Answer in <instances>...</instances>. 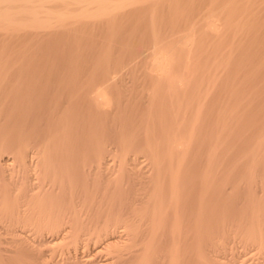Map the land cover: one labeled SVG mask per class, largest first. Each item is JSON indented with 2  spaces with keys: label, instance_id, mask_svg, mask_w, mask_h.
<instances>
[{
  "label": "rangeland",
  "instance_id": "rangeland-1",
  "mask_svg": "<svg viewBox=\"0 0 264 264\" xmlns=\"http://www.w3.org/2000/svg\"><path fill=\"white\" fill-rule=\"evenodd\" d=\"M50 5H52L56 9H59L65 4L62 2H52L50 3ZM214 12V16L217 15V21L219 20V17L220 19L222 18L221 16L226 19L228 18V14H230V17L232 16L231 18L227 19L226 22H223V20L226 19H221L222 22L218 21L220 26L221 23L222 25L225 24L221 26V28L224 27V29L227 31L228 29H230L229 27H231V30H228L227 34L226 31L222 28L221 35L225 32L224 35H226V37L223 35L220 36L219 33L218 35L221 39L218 36L216 37L217 40H213L212 36L209 37L208 32L206 33V36V34L204 33L205 29L203 28V25H201L204 23V19L208 17L207 15L213 16ZM216 12H221V14H217ZM224 13H226L227 15ZM151 15H155V17H157L158 25L160 24L159 29L163 35L165 43L167 44H172L178 37L183 36L186 33L187 28L188 31H190V26L192 28H195L196 32L194 34L196 36V39H198L197 42H199V44L202 43L200 52L198 51V53H195L199 59L201 58L200 60H203L206 56H212L211 54L213 50L217 48V46H219L217 48V50L219 51H214L213 55H216L217 53V55H221V57L222 55L226 56L229 53V49H227V47L229 48L230 45H233V47L231 46V48H233L232 61H230L228 65H226V67L224 66V68L222 67L220 69L222 72H220V70L216 71V78L218 82H216L217 85L215 84L216 87L214 86L213 95H211L206 100L207 102L205 101L206 113L201 119L199 129H210L214 122V119L211 118V115H217L221 113L222 109L223 112L224 109H226L225 107L229 106L228 104L231 103V100H233L234 98L233 96H229L230 94L228 95V89L230 85L231 87H235V85H238L240 88L242 87L241 93L243 95L241 93L240 94L241 96H244L240 97L243 105L241 102V105L239 106L240 108H237V110H235L231 114L233 118L231 117L232 119L229 120L230 122L228 121L229 125L228 129L226 130L228 138L226 139L223 147L220 149V158H217V160L219 161L215 160L213 171L214 175L216 176V181L221 182V187L217 191L218 193H209L207 195L208 197L202 200V206L203 208L208 209L207 213L209 216L207 219L200 222L201 226L199 225V228H201L200 230H198L199 232H197L196 229L193 230L195 226H192L195 224L194 221H196L198 217V214L196 215V213H198V206H200V200H198V185H196L195 187H191L193 185L191 184L188 188L182 191L183 194L181 193L182 199L184 200H182L180 203V214L183 215V217L181 216L180 220V229L182 231L180 230L177 234H175V239L181 238L179 240H175V245L177 243L179 244L178 246L176 245L178 247L177 257L181 256L178 257L177 260L179 263H177L264 264V162L263 160H259L253 167V165L250 166L248 161L250 153L253 152L259 158V152L264 149V145H262L263 149L262 147L259 146L260 148H258V145H255L262 140V137L264 142V75L262 74L264 72V0H141L133 6L115 11L112 18L113 20H107L108 23L106 22V20H100L98 22L95 21L87 24H77V26L72 25L71 27H67L66 29H53V31L49 30L50 32H42L35 35L30 33H26L24 35L23 33L20 35L10 36L11 38L8 37V39L7 37H1L0 53H2L0 54V78L3 77L2 80L4 78L6 79H4L5 81L3 80L4 82L1 80L2 83L0 84V96L1 94L3 95L0 98V137H3L2 139H0V153H2V156L0 155V165L2 166V160L6 158L10 159L9 162L11 164L9 163L8 167L5 165H3L2 167L0 166V264H89V262H85V260H87L85 259L86 256V258H91L93 262H96L95 264H97V262L98 264H105L109 261H111L110 264H116L115 262L117 258L111 259L114 258L113 256L115 255V253L112 252L113 254H109V252H111L113 248L110 249L109 247H107L111 251L106 248L107 238H101L99 239L100 241L95 240L97 239L93 238L96 237L95 233H88L89 235H87V237L84 235V233H82V238H80V242L78 241L79 243H77V245L74 243V239H72V237L70 236L63 239L60 238L58 240V238H55L53 233L48 232L49 234L46 233V235H41L40 233H38V228L35 227L37 230H33L34 226H32L25 230L28 231L27 235L31 234V238L29 239L31 242L29 240H23L26 243L25 244L23 242V246L22 244L17 243L19 240H21L18 239L19 236L12 234V222L10 223L11 220L9 221L10 217L9 215H7L8 212L5 214V208L4 206L2 207V205L4 204V200L6 199L4 198V196L12 194L11 196L13 198L11 196H8L10 197V200L14 199V196L16 195H20L23 197L26 192L28 194V191L30 192V190L32 189H30L29 187L31 183L32 185H39L42 182L41 186L46 184L44 189H47L46 186H48L50 182V176L45 174L44 169L42 171V168H38L39 166H42V163L37 160V158L39 159V155L36 153L39 149H41V147H44L43 145H45L46 143V138L51 131L50 122H55L56 119L59 120L63 117H73L75 118L74 121L78 120L81 124L79 127L80 132L79 134L77 133L78 135H76L73 144H70V146H68L66 149H63V153H59L58 155L64 157L67 156L68 158L72 159L73 162H75L73 171L74 177L72 182L76 184L73 185L72 189L68 190V192L70 191V193H72V191L74 192V190L75 193L73 194H76L77 191L78 193L81 192L80 195H78V197H80H77L79 199H77L79 201V211H81V214H87V217L90 218H86L85 221V215L81 216L80 214L82 218L84 217L82 223L80 222L82 230L85 229L86 231L87 225H90V227L94 228L96 223L94 224V226H91V224L89 223L98 221L94 220L96 218H108L109 216L106 217L107 215L104 214L109 213L108 215H110V212L112 213V215L113 213H118L120 217H122V219H124L125 221L127 220L128 223H131L132 221L136 222L140 218H143L145 215L150 214L151 211L149 212V210H152V207L149 201H151L152 196L155 195V188L157 187L156 185L158 184V181L160 179L156 178V172L154 170L153 164L151 163V160L149 159V156L143 149H141V146L146 144V140L145 138H143L144 135L142 133L146 130V128L147 130L150 129V131L152 129V132L155 133L158 130V133H156L157 135L150 132V135L148 136L149 141L152 139L149 142L152 145L158 142V138L161 136L159 129H157L158 116L156 117V114L152 112V110L150 111L151 106L148 105L149 97L147 96V89L150 86L147 76V69L149 68V59L147 58L150 56L153 43L150 39L149 30L146 31V29H149V26L147 25V19L149 24ZM162 18L165 19V22L163 21L164 19L162 20ZM230 19L233 21H230ZM171 20H173V22ZM236 20L239 21V24L236 23ZM228 22L231 23H229L228 25L230 26L227 27ZM169 23H173L174 28L173 25ZM240 23H242V25ZM243 23L245 26L243 25ZM192 24L194 25L192 26ZM169 25L172 28L169 27ZM199 25L200 28L198 27ZM240 29L241 32H239ZM68 30L69 32H67ZM195 30L193 29V32ZM199 30L201 31V33L203 32V35L199 36L203 39H201V42L200 38L198 37V35L201 34ZM180 31L184 32L182 33L183 35H181ZM173 32H175L176 34H174ZM172 34H174L177 38L172 40V37L174 36H172ZM170 35L172 37H170ZM204 37L205 39L208 37V44V40L206 39L207 41H204ZM210 39H212V41ZM238 39L240 41H238ZM218 40L223 41H221L222 43L220 42V44ZM216 41L219 44H215ZM210 43L211 45L215 44L216 46L214 45V47L212 48L213 45L211 46ZM225 43L227 44L226 46H224ZM206 45H209L210 47H208L210 49H213L210 52L211 54L209 53V48L207 51ZM241 45L243 46V48ZM204 46H206L205 49ZM237 46L240 47L236 49ZM220 47L222 48V50ZM203 49L206 52L203 53ZM234 49H236V51ZM246 50L251 54L246 52ZM234 51L235 53L238 52L236 53L237 55L234 53ZM240 53L242 55L244 53V56H242ZM234 55H236V57ZM237 56H240L241 59L240 57H238L240 59L239 60ZM236 58L239 61H237ZM246 58L248 61H246ZM233 60L235 62H233ZM240 63L242 67H240ZM257 63H259L258 67ZM229 64L231 65V67H229ZM250 65L253 67V69H251ZM254 65L256 66V68ZM234 66H236L237 68H235ZM9 68L11 70H9ZM20 68L21 70L23 68L24 69L22 71H18ZM239 68H241V70H239ZM248 68H250L251 72L255 70L259 71L258 73L257 71H255L256 74L253 72L255 74L253 75L251 72H248ZM237 69L238 71H240V76L237 75L239 74V72H237ZM4 70L5 72H7L8 70L9 71L3 74ZM226 70H228V72ZM231 70H233L234 72ZM19 72H21L20 75ZM245 73H247V76ZM16 75L21 78L18 79ZM226 75L227 77L225 78ZM244 75L246 76V78L244 77ZM249 75L251 76L249 77ZM228 76L230 79L228 78ZM241 76L244 78H241ZM255 76L257 78H255ZM232 77H235V83L231 82L232 84H230L228 82L233 80ZM237 78L239 81L237 80ZM246 80L247 83L245 82ZM248 84H251V86ZM11 86H13L14 88H12ZM98 86L99 88L106 89L107 87H109L107 91H109V95L114 100V105H112L113 107H111L112 110L101 115H96V113L94 114V112L89 109L90 105L88 103L90 92L92 91V89ZM218 86L222 88L220 89ZM7 87L12 88V92L8 96L4 95L7 91ZM260 87L263 89L261 90ZM14 89H16V91ZM223 89L226 90L227 93L226 91H223ZM17 90L19 91V93L17 92ZM72 92L79 94V98H77L76 102L79 103L80 111L78 110L77 105L76 108L75 105H71L69 103L68 98L70 97L69 95ZM219 92H221V94H219ZM223 92H225L227 95ZM223 94H225L226 96H224ZM29 96H31V98ZM113 96L117 97L118 99H120L119 97H121V100L118 101V99ZM27 98L30 99L28 100ZM16 99L17 101L19 99V102L16 101L15 103ZM243 99L245 101H243ZM30 100H32L33 102H30ZM117 101L120 103L118 104ZM12 102L15 103V107ZM245 102H247V106L245 105ZM3 104L4 106H2ZM28 106H30L29 109ZM115 106L118 109H121V111L117 110ZM128 106L131 108H129ZM72 107L73 110L71 109ZM74 107L76 108L75 111ZM124 107L127 110L123 109ZM30 109L32 111H30ZM19 110L23 112L25 111L24 114H22L23 112H21L20 115ZM76 110L78 111V113L76 112ZM7 111L10 112V116ZM111 111L113 112L111 113ZM147 111L148 116L146 114ZM149 111L151 115H149ZM11 113L14 115L13 117ZM22 115L24 118L22 117ZM208 116L210 118H208ZM51 117L53 120L51 119ZM148 118L151 120H149ZM237 118L238 121L236 120ZM239 118L241 121L239 120ZM15 120L17 121L15 122ZM152 121L157 125H153ZM210 122L211 124H209ZM124 123H126L127 125ZM232 123L239 124H237V126H233ZM19 126H23L22 131L28 137L26 138L25 136L24 138L27 140L26 152L28 156H30L27 157L28 159L30 158L34 160V164L32 165L31 169L28 168L29 165H26L24 162L21 163V161L17 160L19 159V157H15L16 153L15 149L13 148L18 144L17 142H19L18 133L20 132L19 129H21ZM131 126L134 128H131ZM153 129L156 130L154 131ZM121 130L124 131L121 132ZM119 132H121L122 134H119ZM237 132L238 134L236 135L235 133ZM125 133L126 135L134 133L136 134L135 136H137V139L134 141L135 145H133V149H130L126 154L129 160L133 157V161L131 160L132 163L127 161L126 164L124 163V161H126V156L124 160H122L123 157L120 158V156L122 155L119 152V146L121 145V143L119 144L120 138L124 136ZM138 133H141V136ZM257 136L259 137L257 138ZM229 139L231 140L230 143ZM143 140L145 141V144L143 143ZM153 140L156 142L153 143ZM211 142L213 143V139L208 138L203 141L200 146H195V148H193V150L190 152L188 159L186 160L187 164H185L187 166L185 165V171L187 174H189L191 183L197 181L199 174L205 167V152L207 153L209 148L213 146ZM137 144L139 145L137 146ZM97 147H99V149L101 150V154L103 153L102 157H106L105 159H107V161L102 159L103 163L104 161L105 163H102L101 165H106V163H109L105 167H100L96 162L97 160L95 157V150ZM10 149L13 150V153L12 151H10ZM70 150H72V152ZM255 151L259 152L256 153ZM58 155L56 157L59 158ZM78 155L81 157H79ZM2 157L3 159H1ZM134 157L135 160L137 159L136 162L134 160ZM60 163L61 160L57 159V161H53V166L57 168L58 166H60ZM98 166L101 168V170ZM244 178H246L247 180ZM44 180L45 182L48 180V182L45 183ZM155 181L157 182L156 184ZM26 182H28V185L26 184ZM74 187H76L77 189ZM20 188L22 191L20 190ZM86 189L90 192L91 196L86 195L84 197V192L86 191ZM23 190L25 192H23ZM50 191V195L53 196L52 198H55L56 196L57 198H61L63 196V194H61V196L57 192L55 194L53 190ZM7 192L10 194H8ZM45 193L43 195L44 199L47 201V198L50 197V195L49 192ZM161 195L162 197H165L166 192L162 191ZM89 196L90 198H92L91 200L89 199ZM63 197L62 199L64 200ZM23 198L21 200L25 203L29 200L28 197L27 199H25V201ZM83 198L88 199H86L85 202V199L83 200ZM80 200H82V202ZM183 203L185 204L182 205ZM88 205L89 207H91V209L89 208V212L87 211L89 210L87 208ZM24 207L21 206V208H23L22 213H24L25 211L27 212V208H29L27 206V208L25 207L24 209ZM30 210L35 211L33 208ZM220 210L222 214L219 213ZM94 213H98V215L96 214V216ZM99 213H101V215ZM27 214L28 212L25 215L28 216ZM30 214L31 213H29V215ZM4 215H6L7 217ZM215 216L217 218L219 217L218 220H216L217 218H213ZM252 216L257 217H253L252 219ZM98 222L101 223V220ZM133 222L131 224H133ZM142 226H144V224H142ZM145 226L142 227L144 232L146 229ZM14 228L12 227V230ZM123 229L124 228L120 230L122 231V234L125 230V234L120 235L116 232L115 236H122L120 238L121 240H119L118 237L116 238L118 239L119 247L121 246L123 241H125V243H123L120 248L124 246V248L122 249H125L124 254L126 255H123L124 257H119L117 259V264H138L139 258L141 257V255H143V251L141 249L144 245L143 238H145L144 236H146V233L144 234L143 232H141L144 234V236L142 234L143 238L138 237L132 240L130 239L131 236H129L130 238L126 236V234H128L126 233V229ZM121 231L118 230V232ZM195 231L197 234L195 233ZM257 231L260 233L257 234ZM260 234H262L263 236L261 237ZM50 235L52 237H50ZM176 235L179 237H177ZM257 235L262 239L259 238V241H255L254 239L256 238L257 240L258 238ZM83 236L85 237V239ZM91 236H93L92 238L94 240L89 238ZM88 239H90L89 241H91L90 244L92 243L91 245H89V247H87L89 243L86 242L88 241ZM101 240L103 242V245L101 243L99 245V242H101ZM95 241L96 244H93V242ZM84 242H86L87 245ZM120 242L121 244H119ZM159 242L160 243L157 249L155 248L156 250L151 249V251H149L150 254L152 253V255H150L148 261H150L151 264H169V247L172 241L168 237V235H162L161 241ZM83 243L86 245V247H84L85 245ZM97 247H99V250L97 249ZM76 248L78 250H76ZM103 248L105 250H103ZM157 255L160 257H157ZM113 260H115L114 263L112 262Z\"/></svg>",
  "mask_w": 264,
  "mask_h": 264
},
{
  "label": "bare ground",
  "instance_id": "bare-ground-1",
  "mask_svg": "<svg viewBox=\"0 0 264 264\" xmlns=\"http://www.w3.org/2000/svg\"><path fill=\"white\" fill-rule=\"evenodd\" d=\"M140 1L141 0H0V38L1 37H4V38L7 37V39H8V37L11 38L10 36L20 35V34H23V33H24V35L26 33L27 34L30 33V34L35 35L37 33L48 32L49 30L53 31V29H63V28L66 29L67 27H71L72 25L77 26V24H80V25L84 24V23L87 24V23L95 22V21L98 22L100 20H102V21L106 20V22H107V20L109 21V19L113 20L112 18L114 16V12L115 11L124 9L126 7L133 6L134 4H136L137 2H140ZM52 2H62L65 5H63L59 9H56L52 5H50V3H52ZM214 14H215V12L213 13V16L207 15L208 17L204 19L205 21L201 25H203V28L206 30V31L204 30L205 34L208 32L209 37L212 36L213 40L214 39L217 40L216 37H218L219 35L220 36L223 35V36L226 37V35H224L225 32L221 35V30H222V28L224 29V27L221 28V26H223L225 24L222 25V23H221V26L219 24L220 21L222 22L221 19H226V18H223V16H221L222 18L220 19V17H219V20H218L219 22H218L217 19H216L217 15L214 16ZM217 14H221V12L217 13ZM224 14H226V13H224ZM222 15H223V13H222ZM227 16H228L227 19L232 17V16L230 17V14H228ZM227 16H224V17H227ZM163 19L164 18H162V20ZM227 19L223 20V22H226ZM163 21L165 22V19ZM171 21L173 22V20H171ZM230 21H233V20L230 19ZM238 22L239 21H237L236 23H238ZM229 23H231V22L227 23V27L230 26V25H228ZM234 23H233V25H234ZM149 24H148V19H147V25L149 26V29H146V31L149 30L150 39L152 40V43H153L152 44L153 46L151 45L152 49L150 47V49H151L150 56L147 58V59H149V65H148L149 68L147 69V76H148V80H149V84H150L149 88L147 89V96L149 97V99H148V101H149L148 103L149 104L148 105L151 106L152 109L149 106L148 107L150 108V111L152 110V112H154L156 114L155 115L156 117L158 116V119H157L158 120L157 121L158 125L155 122H153V121H152L153 122L152 124L153 125L155 124V125L158 126L157 129H159V132H160V135H161L158 138V142L153 140V143H155V142L156 143L152 145L151 143H149L152 139L149 141L148 140V136L150 135V132L153 133V134L158 133V130L155 133V132H152V129L150 131V129L147 130V128H146V130L142 133L144 135L143 138H145V140H146V144L144 143L145 141L143 140V143L145 145H142L141 149H143L146 152V154L149 156V159L151 160V163L153 164L154 170L156 172V176H157L156 178L160 179L158 181V184L156 185L157 187L156 188L154 187L156 189V192H155V190H154L155 193L153 192L155 195H153V196L151 195L152 199H151V201H149V203L151 204V207H152V210H149V212L151 211L150 214L148 215L147 214L148 212H147L146 213L147 215H145L143 218H140L136 222L132 221L133 224H131L132 222L128 223L127 220L125 221L124 219H122V217H120V215L118 213H116V214L113 213V215H112L111 212H110V215H108L109 213L104 214V215H107L106 217L109 216L106 219H103V218L102 219L101 218L98 219V218H96L98 213H96L97 215L94 213L96 215L95 216L96 219H94V220H98V221L101 220V223L98 222V221H95L94 223L91 222V223H89V224H91V226L92 225L94 226V224L96 223L94 228L90 227V225H87V228H88V226H89V228L88 229L86 228V231H85V229L82 230V226H81L80 222L82 223V220L84 219V217H85V221H86V218L87 219H90V218L87 217V214H85V213L81 214L80 213L81 211H79V206H78L79 205V203H78L79 199L78 198L80 196L78 197V195H80L81 192L78 193V191H77L76 194H73V193H75L74 189H73L74 192L73 191H72V193H70V191L68 192V190H71L72 186L76 184V183L72 182L73 177H74L73 171H74V166H75L74 163L75 162H73V160L68 158L67 156L64 157V156H59L58 155L59 153L60 154L63 153V149H66L68 146H70V144H73V142L75 141L76 135H78L79 132H80L79 131L80 130L79 127H80L81 124H80V122L78 120H77L78 122L74 121L75 118H73V117H71L72 119L70 117H63V118H60L59 120L56 119V121H55L56 123L53 122V121H52V123L50 122V130L52 132L51 131L49 132V134H48V136L46 138V143L43 142V143H45V145L42 144L44 147L43 148L41 147V149H39L37 151V153H36V154L39 155L38 156L39 159L37 158V160H39L40 163H42V166H43V167L39 166L38 168L39 169L42 168L41 169L42 171L44 169L45 174L50 176V179H49L50 182L48 184L49 187L46 186L47 189L46 188L44 189L46 184L41 186L42 182L39 185H36V184L32 185V183H31L32 186L30 185L29 187H30V189L31 188L32 189L30 190V192L28 191V194L26 192L27 195L25 194L23 196V197H26V198H23L20 195H19L20 197L18 195H16V196H14V199L10 200L9 199L10 197H8V196H11L12 194L11 195H7L6 194L7 196H4V198H6L4 200V204L3 205L1 204L2 207L4 206V208H5L4 209L6 211L5 214L8 212L7 215H9V217H10V219L8 217L9 221L11 220L10 223L12 222L11 224L13 226L12 225H9V226H12L13 228L16 227L13 230H12V227H11L12 234L13 235H17V236L20 237V238L18 237V239H21V240H19L17 243L22 244V246H23V242H24L23 240L28 241L31 238L30 237L31 234L30 235L28 234L29 235L28 236L27 235L28 231H25V230L30 228V227H32V226H34L33 230H37L36 228H38V233H40L41 235H46V233H48V232L49 233L50 232L53 233L55 238H58V240L60 238L63 239V238H67L68 236H70V237H72V239H74V243L75 244L80 242L79 240H80V238H82L81 237L83 235L82 233H84V235L86 237H87V235H89L88 233H90V234L91 233H95L96 235L95 234L94 235L96 237H93L94 236L93 235V236H91L89 238L90 239L97 238L95 240H99L101 238H105V239L107 238L106 248L107 247H109L110 249L113 248L112 251L107 248L108 250L111 251V252H109V254L110 253L111 254L115 253V255H116V257H115V255L113 256L114 258H111V257L110 258L111 259H115V258L118 259L119 257H124L123 255H126V254H124L125 253V251H124L125 249L124 250L122 249V248H124V246L122 248H120L122 246V244L125 243V241H123L122 244L120 242L119 244H121V246L119 247L118 246V239L121 240L120 238L122 236H120V237L119 236H115V233L117 232V234L119 233L121 235L122 231L120 229L124 228V229H126V233H128V234H126V236L127 237L131 236V238L130 237L129 238L132 239V240L136 239L138 237H142V234L146 233L145 234L146 236H144V234H143V236L145 238L142 237L143 241H144V245H143V247L141 249L143 251V255H141V257L139 258V263L138 264H151L150 261H148L149 260L148 258L150 257V255H152V253L150 254L149 251H151V249L152 250L155 249V248L157 249V247H158V245L160 243L159 241H161L162 235H168V237L172 241V243H170L171 245L169 247V254H170L169 255V264H178L179 262H178L177 259H178V257H181V256L177 257V255H178V251H177L178 247L177 246L179 244L177 243L176 244L177 246H176L175 245V240H177V239L179 240L181 238L175 239V234H177L181 230L180 229V220H181V216L183 217V215L180 214L181 213L180 212V205H181L180 203L183 200L181 193L183 194L182 191L184 189L188 188L191 184H193L191 187H195L196 185H198V188H199V192H198L199 193V199L198 200H200V204H199L200 206H198V213H196V215L198 214L197 215L198 217H197V219L195 218L196 219V221H194L195 224L192 225V226H195V228H193V230L196 229V231L199 232L198 230H200V228H201V227L199 228L200 222H202V221H204L205 219L208 218V216H209L208 213H207L208 209L203 208L202 200H204L206 197H208L207 195L209 193L217 192L220 189V187H221V182L220 181L217 182L216 179H215L216 176L214 175L213 168H214L215 160H217V158H220L219 157L220 149L223 147L224 143L226 142V139L228 138V134L226 133V130L228 129V125H229V122H230L229 120L233 118L231 114L235 110H237V108H240L239 106L241 105V102H242L240 97H244V96H241V94H242L241 93V88L242 87L240 88L238 85H235V87L234 86L231 87V85L229 86L228 95L230 94L229 96H233L234 98H233V100H231V103H229V102H228L229 104L226 103L229 106L225 107L226 109H224L223 112H222V110H223L222 109L221 113H219L217 115H213V116L210 113L211 118L214 119L213 120L214 121L213 125L211 126L210 129H207V130L199 129V125L201 123V119H202L203 115H205V113H206V106H205L206 103H205V101L211 95H213L214 86L216 87V85H217L216 82H218L217 78H216V71L220 70L222 67L224 68V66L226 67V65H228V63L230 61H232V59H233V56H232L233 48H231V46L233 47V45H230L229 48L227 47V49H229V53L226 56L222 55V57H221V55H217V53H216V55H213L214 51L215 52L219 51V50H217V48L219 46H217V48H215L213 50V49L209 48L210 47L209 45H208L209 47L206 45L207 47L204 46V49L206 47V49L208 51V48H209L210 49L209 53L213 50L212 54L210 53L212 56H206L203 60H200L201 58L199 59L196 56L195 53H198V51L200 52V50H201L200 48L202 46V43L199 44V42H197L198 39H196V36L194 34L196 32L195 28H192L190 26V28H191V29L189 28L190 31H188V28H187L186 30L188 32L185 30L186 33L184 35L182 34L184 32L180 31L181 35H183V36L178 35V36H181V37H178V38L174 35L176 33L173 32L174 34H172V36L174 35L175 37L174 36L172 37L171 35H170V37L173 38L172 40H174L176 38L177 39L172 44H167V43H165V41L163 39V35H162V33H161L160 29H159L160 24L158 25V19H157V17H155V15H151L150 16ZM169 24H172L173 28H174V24L173 23H169ZM240 24L242 25V23H240ZM193 25L194 24H192V26ZM243 25H244V23H243ZM162 26H163V24H162ZM169 27H171V26L169 25ZM194 27H197V26H194ZM198 27L200 28V25ZM73 28H74V26H73ZM229 28L230 29H228V28L227 29L231 30V27H229ZM233 28H234V26H233ZM69 29H71V28H69ZM193 29L195 30L194 32H193ZM198 29H197V31H198ZM228 30L227 31L225 30L227 34H228ZM67 32H69V30ZM199 32L201 33L200 30H199ZM239 32H241V29L239 30ZM202 33L200 35H198V37L203 35ZM235 33H233V34H235ZM197 34H198V32H197ZM206 36H207V34H206ZM220 36H219V38H220ZM22 37H23V35H22ZM205 37H204V41L206 39L208 40V37L206 39H205ZM147 38H149V37H147ZM199 38H200V42H201L202 37H199ZM233 39H235V38H233ZM210 40L212 41V39H210ZM230 40H231V38H230ZM218 41L220 43L223 40H221V41L218 40ZM238 41H240V40L238 39ZM216 42H215V44H219L218 42L217 43ZM208 43H209V40H208L207 44ZM233 44H235V43H233ZM210 45H211V43H210ZM214 45L212 46V48L214 47ZM222 45H224V44H222ZM226 45L227 44L225 43L224 46H226ZM238 47H240V46H237L236 49H238ZM242 48H243V46H242ZM204 49H203V53L206 52ZM236 49H234V50L236 51ZM221 50H222V48H221ZM235 51H234V53H235ZM248 51H249V49H248ZM248 51L246 50V52H248ZM218 53H221V52H218ZM236 53H238V52H236ZM248 53L251 54L250 52H248ZM224 54H225V52H224ZM236 55H234V56L236 57ZM242 56H244V53H243ZM248 56H247V58H248ZM238 57H240V56H237V58ZM237 58H236V60H237ZM247 58H246V61H248ZM240 59H241V57H240ZM239 60H237V61H239ZM233 62H235V61L233 60ZM241 63L239 64L240 67H242ZM258 64L259 63H257V67H258ZM9 65H11V64H9ZM248 65H249V63H248ZM15 66H17V65H15ZM243 66H244V64H243ZM229 67H231L230 64H229ZM234 67L237 68L236 66H234ZM2 68H3V66H2ZM6 68H7V66H6ZM10 68H11V66H10ZM10 68H9V70H11ZM246 68H245V70H246ZM255 68H256V66H255ZM255 68H254V70H255ZM251 69H253L252 66H251ZM20 70H21V68L18 71H20ZM233 70H231V71H233ZM239 70H241V68H239ZM249 70H250V68H248V72H251V70L250 71ZM14 71H16V70H14ZM223 71H224V69H223ZM226 71L228 72V70H226ZM231 71H230V73H231ZM235 71H236V69H235ZM255 71H257V70H255ZM255 71H253V72L255 73ZM258 71H257V73H258ZM7 72H5V70H4L3 74H5ZM220 72H222V71L220 70ZM237 72H239V74H237V75L240 76V71H238V69H237ZM253 72H251V73L253 75H255L256 73L254 74ZM20 73L21 72H19V75H20ZM245 74L247 76V73H245ZM262 74L264 75V72ZM229 76H231V75H229ZM229 76H228V78H229ZM246 76L244 75L245 78H246ZM250 76L251 75H249V77ZM226 77H227V75L225 76V78ZM244 77L241 76V78H244ZM2 78L3 77L0 78V84L2 83V81L4 79H6V78H4L2 80ZM20 78L21 77H18V79H20ZM232 78H233V80L229 81L228 83H230V84H232L231 82L235 83V81H234L235 77H232ZM255 78H257V77L255 76ZM237 80H238V78H237ZM263 80H264V78H263ZM250 81H251V78H250ZM253 81H255V80H253ZM258 81H259V78H258ZM242 82H243V80H242ZM245 82L247 83V80ZM261 83H263V82H261ZM248 85L251 86V84H248ZM13 86H15V85H13ZM13 86H11V87L14 88ZM220 86H222V85H220ZM257 86H259V85H257ZM11 87L10 88L7 87V91L5 92L4 95L8 96L12 92V88ZM224 87H226V86H224ZM219 88L221 89L222 87H219ZM16 89H14V90L16 91ZM107 89H109V87H107ZM107 89L106 88H99V86H98V87L92 89V91L89 94V99H88V101H89L88 103L90 105L89 109H91L94 112V114L96 113V115H101L103 113L110 112V110H112L111 107H113L112 105H114L113 104L114 100L109 95V93H108L109 91H107ZM260 89L262 90L263 88L260 87ZM15 91H14V95H15ZM223 91H226V90L223 89ZM254 91H256V90H254ZM17 92L19 93L18 90H17ZM221 92H219V94H221ZM223 93H225V92H223ZM226 93H227V91H226ZM225 94H223V95L226 96L227 94L226 95ZM258 94H259V92H258ZM87 95H88V93H87ZM2 96L3 95L1 94L0 98ZM69 96H70L68 98L69 99V103L71 105H75L76 108L78 106V110L80 111L79 103L76 102L77 98H79V94H77L75 92H72ZM29 97L31 98V96H29ZM113 97H115V96H113ZM4 98H5V96H4ZM16 98H19V97H16ZM30 98H27V99L29 100ZM115 98L118 99L117 97H115ZM119 98L120 99H118V101L121 100V97H119ZM220 98H221V96H220ZM228 98H230V97H228ZM246 98H247V95H246ZM86 99H87V97H86ZM5 100H6V98H5ZM10 101H11V99H10ZM12 101H14V100H12ZM16 101H17V99L15 100V103H16ZM31 101L32 100H30V102ZM228 101H229V99H228ZM243 101H245V100L243 99ZM17 102H19V99H18ZM15 103H13L14 107L16 106ZM119 103L120 102H118V104ZM246 103L247 102H245V105H246ZM18 105H21V104H18ZM242 105H243V102H242ZM2 106H4V104ZM54 106H56V105H54ZM29 107L30 106H28V109H29ZM75 107H74V111L76 109ZM129 108H131V107H129ZM5 109H6V106H5ZM71 109L73 110V107ZM123 109H126V108L124 107ZM209 109H211V108H209ZM49 110H51V109H49ZM64 110H66V109H64ZM114 110H115V108H114ZM117 110L121 111V109H118V108H117ZM30 111H32V110L30 109ZM30 111H28V112H30ZM131 111H132V109H131ZM150 111H149V113H150ZM21 112H23V111H20V115H21ZM24 112L22 114H24ZM51 112H48V113H51ZM76 112L78 113L77 110H76ZM112 112L113 111H111V113ZM8 113H9V116H10V112H8ZM122 113H123V111H122ZM142 113H144V112H142ZM147 113H148V111L146 112V114ZM154 113H152V114H154ZM90 114H88V115H90ZM146 114H145V116H146ZM187 114H188V116H187ZM149 115H151V113ZM237 115H238V113H237ZM13 116L14 115L12 114V117ZM147 116H148V114H147ZM152 116H154V115H152ZM12 117H11V121H12ZM18 117H19V115H18ZM22 117H23V115H22ZM4 118H5V116H4ZM208 118H210V117L208 116ZM51 119H52V117H51ZM96 119H97V117H96ZM205 119H206V117H205ZM17 120H18V118H17ZM17 120H15V122ZM49 120H50V117H49ZM113 120H115V119H113ZM118 120H119V118H118ZM149 120H151V119H149ZM153 120H154V118H153ZM236 120L238 121V118ZM239 120H240V118H239ZM239 123H237V124H239ZM10 124H11V122H10ZM124 124H126V123H124ZM209 124H211V122ZM237 124L234 123L233 126L234 125L237 126ZM145 126H147V125H145ZM22 127H20L21 129H19L20 132L18 133L19 134V138H18L19 142H17L18 144L14 148L13 147H11V148L15 149V153H16L15 157L16 156L19 157V159H17V160L21 161V163L24 162L26 165H29L28 168L31 169L32 165L34 164V160L30 159V158L28 159V157H30V156H28V154L26 152L27 140L24 138L26 135L22 131V129H23ZM121 127H122V125H121ZM136 127H137V125H136ZM148 127H149V125H148ZM131 128H134V127L131 126ZM122 131H124V130H121V132ZM127 131H128V129H127ZM134 131H135V129H134ZM237 131H238V129H237ZM121 132H119V134H122ZM138 134H140V136H141V133H138ZM235 134L237 135L238 132L235 133ZM235 134H234V136H235ZM135 135L136 134H134V133L133 134L130 133L128 135H126V133H125L124 136H122L123 138L120 136L121 138H120L119 144L121 143V145L119 146L120 147V151L119 152H120V154L122 156H120V155L119 156H120V158L123 157L122 160H124V158H125L126 154L128 153V151L130 149H133V145H135L134 141L137 139L136 138L137 136H135ZM258 137L259 136H257V138ZM2 138L3 137H0V139H2ZM26 138H28V137L26 136ZM208 138H212L213 139V143L211 142L213 144V146H211V148H209L207 153L205 152V154H206L205 155L206 157H205V160H204L205 161V167H204L203 171L199 174V177L197 178V181L191 183V178L189 177V174H187L186 171H185V165L187 164L186 160L188 159L189 154L193 150V148H195V146H197V145L200 146V144H202L203 141H205ZM230 141L231 140L229 139V143H230ZM5 143H7V142H5ZM50 144H51V147H50ZM3 145H4V143H3ZM11 145H12V143H11ZM138 145L139 144H137V146ZM255 145H258L257 146L258 148L262 147V145H264L263 137H262V140L259 141L258 144H255ZM262 149H263V147H262ZM10 151H12V153H13L12 149H10ZM70 151L72 152V150H70ZM1 152H2V150H1ZM95 152H96L95 157H96V160H97L96 162L99 164L100 167H102V166L105 167L107 164H109V163H106V165H101L103 163L102 159H104L106 161H107V159H105L106 157H102L103 153L101 154V150L99 149V147L96 148ZM258 152H256V153H258ZM259 153H260L259 158L253 152L250 153V155L248 154L249 155V158H248L249 160L248 161H249L250 166L253 165V167H254L255 163L257 161H259V160H263V162H264V149L261 152H259ZM0 155L2 156V153H0ZM57 155L59 156V158L56 157ZM79 157H81V156H79ZM1 159H3V157ZM57 159L61 160V163H60V166H58V167H57V164H56L57 168H55V166H53V161H55V160L57 161ZM132 159H133V157L129 160L127 158V156H126V158H125L126 161H124V163L126 164L127 161L132 163V161H133ZM122 160H121V162H122ZM134 160H135V157H134ZM136 160H135V162H136ZM9 161H10L9 158L3 159L2 160V163H3L2 166L5 165V166L8 167V165L10 163ZM217 161H219V160H217ZM104 163H105V161H104ZM138 166H139V164H138ZM248 168H250V167H248ZM252 169H251V171H252ZM100 170H101V168H100ZM245 170H246V168H245ZM215 174H216V172H215ZM246 178H244V179H246ZM45 180H46V178H45ZM45 180H44V182H45ZM47 182H48V180L45 183H47ZM27 183L28 182H26V184ZM156 183L157 182L155 181V184ZM40 186L43 187V188H41ZM74 188H76V187H74ZM20 190H21V188H20ZM28 190H29V188H28ZM50 190H53L55 192V194H56V192L59 193V195L63 194L64 197L62 195L61 196L64 198V200L62 199V197L61 198L60 197L57 198V196L55 197L56 199L52 198L53 196L50 195L51 194ZM162 191L166 192L165 197L164 196L162 197V195H161ZM23 192H25V191L23 190ZM45 192H47V193L49 192V195L51 197V198L48 197L47 201L44 199V195H43ZM88 192L89 191H87V189H86V191L84 192V194H85L84 197L86 195H90V192L89 193ZM8 194H10V193H8ZM45 195H46V193H45ZM90 196H89V199L91 200L92 198H90ZM27 197H28L29 200L26 201V203L21 200L23 198L24 201H25V199H27ZM183 197H185V196H183ZM84 199H85V202H86V199H88V198H83V200ZM80 201L82 202V200H80ZM184 204L185 203H183L182 205H184ZM89 205H88L87 208L91 209V207H89ZM21 206L22 207L25 206L26 208H27V206L29 207V208H27V212H28L27 215L28 216L25 215L27 213L25 210H23L25 212L22 213V209L23 208H21ZM30 206H31V208H30ZM212 206H213V204H212ZM25 207H24V209H25ZM32 208L35 211L30 210ZM87 208H86V210H87ZM90 209L87 210V211L89 212ZM221 210H220L219 213H221ZM186 211H187V209H186ZM91 212H92V210H91ZM29 213H31V214L29 215ZM80 214H81V216H84V215L85 216L82 218L80 216ZM99 214L101 215V213H99ZM217 214H218V212H217ZM221 214H220V216H221ZM90 215H91V213H90ZM251 215H253V214H251ZM4 216H6V215H4ZM254 216H255V214H254ZM254 216H252V219H253ZM256 217H254V218H256ZM213 218H217V217L215 216ZM218 218L216 220H218ZM94 220H92V221H94ZM137 222H138V224H137ZM142 224H144V226L147 224L145 226L146 227L145 232L142 229V227H144V226H142ZM14 225H16V226H14ZM89 229H92V230L94 229V230L92 231V230H89ZM87 230L88 231H92V232H88ZM118 230L121 231V232H118ZM83 231H85L87 233H85ZM196 231H195V233H196ZM258 231H257V234L260 233ZM141 232H143V233H141ZM251 233H253V232H251ZM123 234H125V230L123 231ZM181 234H182V232H181ZM262 234H263V232H262ZM262 234H260L261 237L263 236ZM50 237H52V236L50 235ZM117 237H118V239H116ZM124 237H125V235H124ZM177 237H179V236H177ZM257 237H258V235H257ZM261 237H258L257 240L255 238L254 240L255 241H259L258 239L261 238ZM42 238H43V236H42ZM84 239H85V237H84ZM90 239H88V241ZM195 239H197V238H195ZM16 240H17V238H16ZM123 240H125V239H123ZM128 240H127V242H128ZM132 240H130V241H132ZM88 241H86L87 243H89L88 245H87L86 242H84V243H86L87 247H89V245L92 244V243L90 244L91 241H89V242ZM72 242H73V240H72ZM94 243L96 244V241L93 242V244ZM100 243L101 244L103 243L102 240H101V242H99V245H100ZM84 245H81V246H84ZM86 245L84 247H86ZM22 246H21V248H22ZM95 247H96V245H95ZM97 249L99 250V247H97ZM127 249H128V247H127ZM76 250H78V249L76 248ZM103 250H105V249L103 248ZM12 251H14V250H12ZM122 251H123V253H122ZM179 252H181V251H179ZM137 253H138V251H137ZM86 257H85V259H87V260H85V262L87 261V262H89V264H95L96 263V262H93V260H91V258H86ZM157 257H160V256L157 255ZM31 258H32V256H31ZM127 258H129V257H127ZM137 258H138V255H137ZM109 259H107V260H109ZM117 259H116V262H115L116 264H117ZM114 261L115 260H113L112 262L114 263ZM110 262L111 261H109V262H107L105 264H110ZM28 263H29V261H28ZM97 264H98V262H97Z\"/></svg>",
  "mask_w": 264,
  "mask_h": 264
}]
</instances>
